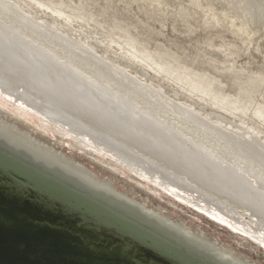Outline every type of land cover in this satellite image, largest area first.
<instances>
[{
	"label": "bare ground",
	"instance_id": "6f19581e",
	"mask_svg": "<svg viewBox=\"0 0 264 264\" xmlns=\"http://www.w3.org/2000/svg\"><path fill=\"white\" fill-rule=\"evenodd\" d=\"M33 1L71 22L68 16L60 14V5ZM193 1L202 7L208 2ZM214 1L222 8L220 14L237 24L233 28L240 37L257 34L258 39H264L260 35L264 32V0ZM147 3V14L160 5L159 0ZM173 21L180 25L185 18L178 14ZM96 45L98 42L93 40L91 50L32 16L16 1L0 0V89L3 92L31 105L45 120L56 122L66 130L89 133L95 145L118 154L122 152L126 162L140 165L172 188L186 191L184 196L188 194L193 203L211 204L209 197H213L221 208H228L235 215L232 218L243 229H249L248 233L256 235L264 231V141L260 132L244 121H239L240 126L228 121L230 125H224L221 116L212 112L202 116L193 105L184 106L169 99L163 85L154 80L149 84L147 74L133 72L131 68L124 70L126 67L122 70L98 57L94 53ZM136 52L142 62L152 57L145 48ZM190 68L188 64H180L160 66L158 70L165 76L173 73L178 80L181 78L178 71ZM208 82L202 80L195 87ZM7 122L0 117L1 143L27 152L91 191L120 202L222 264H247L225 249L143 209L139 203L116 193L108 183L96 180ZM220 213L225 215L223 211ZM239 216L248 224L241 222Z\"/></svg>",
	"mask_w": 264,
	"mask_h": 264
},
{
	"label": "rangeland",
	"instance_id": "374dc122",
	"mask_svg": "<svg viewBox=\"0 0 264 264\" xmlns=\"http://www.w3.org/2000/svg\"><path fill=\"white\" fill-rule=\"evenodd\" d=\"M12 1L91 50L92 41L96 40L94 53L98 57L122 70L126 67L124 70L131 68L147 74L148 82L154 80L165 87L169 99L184 106L193 105L202 116L210 112L221 116L224 125L229 122L240 126L239 121H244L257 129L264 141V39H258L257 34L240 37L233 28L237 24L220 14L222 8L217 1L208 0L202 7L193 0H159L154 12L147 14L149 0H43L60 5V14L71 22L33 0ZM178 14L185 18L184 24L173 23ZM76 22L79 23L75 26ZM142 48L152 55L145 62L139 60L136 52ZM180 64L191 68L178 71V80L173 73L165 76L158 70L160 66ZM206 79L209 84L195 87ZM14 97L0 89V117L32 136L34 142L60 154L96 180L108 183L116 193L139 203L143 209L225 249L239 260L264 264V231L248 233L249 229H243L232 218L235 215L228 208H221L213 197H209L211 204L193 203L188 194L184 196L186 191L172 188L140 165L126 162L122 152L95 145L89 133L66 130L45 120L31 105ZM239 219L247 223L241 216Z\"/></svg>",
	"mask_w": 264,
	"mask_h": 264
},
{
	"label": "water",
	"instance_id": "95a60500",
	"mask_svg": "<svg viewBox=\"0 0 264 264\" xmlns=\"http://www.w3.org/2000/svg\"><path fill=\"white\" fill-rule=\"evenodd\" d=\"M105 196L0 142V264H222Z\"/></svg>",
	"mask_w": 264,
	"mask_h": 264
}]
</instances>
